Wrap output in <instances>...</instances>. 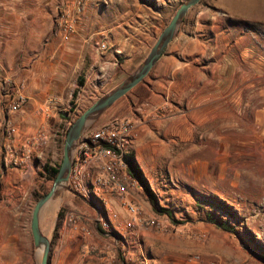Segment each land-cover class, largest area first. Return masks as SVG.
I'll list each match as a JSON object with an SVG mask.
<instances>
[{
  "label": "crops",
  "instance_id": "0c3cea01",
  "mask_svg": "<svg viewBox=\"0 0 264 264\" xmlns=\"http://www.w3.org/2000/svg\"><path fill=\"white\" fill-rule=\"evenodd\" d=\"M65 1L0 0V80L24 82L29 97L20 113L11 116L21 140L42 126L51 130L41 110L50 99L65 98L81 72L85 81L80 89L88 93L93 81L113 73L116 51L144 45L158 34L166 17L160 0H88L82 23L66 42L54 38L56 8ZM236 1H216V7L229 12L226 26L221 24L225 19L214 14H188L132 100L121 102L114 111L115 118L138 122L139 135L129 155L137 160L160 205L173 211L179 203L171 184L177 173L187 182L212 178L214 141L224 151L229 133L253 132L259 142L263 138L264 46L260 40L250 43L247 33L234 37L235 25L230 22L264 21V5L239 0L244 2L237 6ZM109 16L113 23L104 21ZM103 37L114 50L111 47L100 57L95 43ZM169 96L175 101L173 120L152 111L154 106H166ZM108 200L119 215L115 229L126 235L130 214L118 198ZM128 201L146 216L154 213L140 186L130 191ZM64 226L63 256L76 253L81 244L78 232Z\"/></svg>",
  "mask_w": 264,
  "mask_h": 264
},
{
  "label": "rangeland",
  "instance_id": "374dc122",
  "mask_svg": "<svg viewBox=\"0 0 264 264\" xmlns=\"http://www.w3.org/2000/svg\"><path fill=\"white\" fill-rule=\"evenodd\" d=\"M160 1L164 4L159 9L166 12V17L158 34L144 42V45L118 54V63L113 73H106L93 81L92 90L88 93L80 92L79 84L85 81L84 73L81 72L76 84L68 90V95L63 99L58 98L60 105L53 112L54 117L48 118L52 124L50 142L43 154L35 159L31 174L26 176L23 172L13 171L0 183V264H38L39 254L33 242L31 219L37 202L54 185L56 178L49 179L48 169H60L65 138L75 120L137 69L175 11L186 0ZM216 1L203 0L188 14H214L225 19L221 24L226 26V15L229 12L216 7ZM243 2L238 0L236 5L242 6ZM251 3L261 6L264 0H252ZM104 21L113 23L111 16ZM230 23L235 25L231 29L234 37L247 33L250 43L260 40L264 46V21L233 20ZM111 36L112 33L109 38ZM58 37L54 34L55 39ZM95 53L100 57L104 55L96 49ZM135 93L137 89L118 101L93 127H100L117 117L115 108L123 101H131ZM78 96L82 99H77ZM167 99L166 106H154L158 111H152L160 118L173 120L175 101L172 96ZM74 109H77L75 114L72 113ZM253 134L229 133V145L224 151L221 143L214 141L210 152L214 162L211 166L212 178L187 182L179 173L175 175V181L171 184L179 196V203L172 211L177 222L166 214L156 213L153 208L152 216L144 215L140 209L142 218L156 219L161 224H135L128 227V233L123 235L115 229L114 224L108 228L97 224V214L92 204L83 201L73 192L60 190L46 206L40 221L43 233L52 244L49 264H264V260L254 253L258 245L264 247V126L261 142L256 141ZM68 212L79 215L76 227L68 224L66 229L78 232L77 239L81 244L76 253L63 256L61 252L64 250H60L61 234ZM59 214L62 216V224L58 238L54 239ZM211 217L228 223L237 233L222 230L210 221Z\"/></svg>",
  "mask_w": 264,
  "mask_h": 264
},
{
  "label": "built area",
  "instance_id": "2783aa9c",
  "mask_svg": "<svg viewBox=\"0 0 264 264\" xmlns=\"http://www.w3.org/2000/svg\"><path fill=\"white\" fill-rule=\"evenodd\" d=\"M87 1L66 0L58 7L55 35L62 37L66 42L71 39L77 32ZM111 47L108 37H103L95 43L96 51L100 54H105ZM25 86L24 82H17L12 78L0 80V183L10 171L30 175L35 159L43 154L50 142V132L46 126L21 140L20 128L11 119V116L20 113L29 101ZM77 99L82 98L78 96ZM59 105V100L50 99L41 112L47 119L54 117L53 112ZM153 109L158 111V108ZM76 111L77 109H74L72 113L75 114ZM138 135L136 120L114 118L100 127L90 128L78 142L69 186L76 196L93 205L97 224H102L104 228L119 220L118 213L110 206V197L118 198L130 214L127 227H133L135 224H161L156 219L142 218L140 208L128 201L130 191L137 189L139 185L129 172L127 161ZM78 220L79 215L76 212H68L64 224L76 227Z\"/></svg>",
  "mask_w": 264,
  "mask_h": 264
},
{
  "label": "water",
  "instance_id": "95a60500",
  "mask_svg": "<svg viewBox=\"0 0 264 264\" xmlns=\"http://www.w3.org/2000/svg\"><path fill=\"white\" fill-rule=\"evenodd\" d=\"M202 1L203 0L184 1L175 11L170 22L160 33L148 55L137 67V69L128 77H126L119 85L97 99L71 125L65 138L63 161L52 190L37 202L31 219L33 242L35 249L39 254L38 264H49L52 249L51 240L43 233L41 229V215L46 206L55 199L57 193L60 190L64 189L66 191L72 192V189L69 186V179L72 170L73 159L80 138L86 131L92 128L95 123L118 101L126 97L144 82V80L150 75L152 70L158 64L168 46L177 37L189 11Z\"/></svg>",
  "mask_w": 264,
  "mask_h": 264
},
{
  "label": "trees",
  "instance_id": "16d2710c",
  "mask_svg": "<svg viewBox=\"0 0 264 264\" xmlns=\"http://www.w3.org/2000/svg\"><path fill=\"white\" fill-rule=\"evenodd\" d=\"M127 161L129 164V172L131 173L133 178L138 182V184L142 188L143 192L147 195L153 210L159 214H166L171 219H173L174 222H177L174 219L173 211L171 209L164 208L160 205L155 193L153 192V190H152L143 170L141 169L140 165L138 164L137 160L134 157L129 155L127 158ZM58 172H59V168H52L50 170L48 169V173H50L49 179H51V180L55 179L58 175ZM61 217H62L61 214H59V222H58L56 229H55L54 239L58 238V233H59V230H60L61 224H62V221L60 220ZM210 221L224 231H227V232H230L233 234L237 233V230L235 228L231 227L228 223L219 222L212 217L210 218ZM253 241H254V239H253ZM254 253L257 254L259 257H261L264 260V247L258 245L256 247Z\"/></svg>",
  "mask_w": 264,
  "mask_h": 264
}]
</instances>
